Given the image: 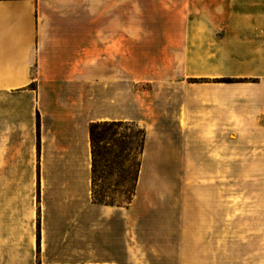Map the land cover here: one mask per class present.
Listing matches in <instances>:
<instances>
[{"label": "crops", "instance_id": "crops-1", "mask_svg": "<svg viewBox=\"0 0 264 264\" xmlns=\"http://www.w3.org/2000/svg\"><path fill=\"white\" fill-rule=\"evenodd\" d=\"M96 121L146 131L128 205ZM225 169L264 170V0H0V264H264V182L155 172Z\"/></svg>", "mask_w": 264, "mask_h": 264}, {"label": "trees", "instance_id": "trees-1", "mask_svg": "<svg viewBox=\"0 0 264 264\" xmlns=\"http://www.w3.org/2000/svg\"><path fill=\"white\" fill-rule=\"evenodd\" d=\"M224 81L229 82L231 80L225 79ZM89 133L96 202L109 205H128L136 193L146 138L145 129L137 123L129 121H96L90 124ZM124 161L132 163L129 169L123 168ZM106 170L109 173L114 171L119 173L121 178L119 182L124 189L120 191L118 200L114 196L115 190L111 189L113 195H107L106 189H103L98 183L103 181V173Z\"/></svg>", "mask_w": 264, "mask_h": 264}, {"label": "rangeland", "instance_id": "rangeland-1", "mask_svg": "<svg viewBox=\"0 0 264 264\" xmlns=\"http://www.w3.org/2000/svg\"><path fill=\"white\" fill-rule=\"evenodd\" d=\"M229 78H224L222 81ZM231 80V79H229ZM228 82V81H224ZM130 122V121H129ZM122 132V130H121ZM130 132V131H129ZM230 152V147L225 148V152ZM230 161V155L225 154V165ZM138 162V160H137ZM136 163V161H135ZM124 169H129V166L132 165L130 161H124L123 163ZM229 166V165H228ZM136 169V166L134 167ZM131 170L133 168L131 167ZM158 173L159 177H162L167 180V182H225V189H229L225 195H229L228 199L230 200V182H260L258 184L252 183L253 186L256 185L257 187L263 188L264 182V170H240V171H232L230 169L225 170H167V171H155ZM146 172L143 182H152V176ZM120 176L117 171L113 173H109V171H105L103 173V181L98 182L99 185L103 189H106L107 195H113L112 190H115L114 196L116 199H119L120 191L124 189L121 185ZM228 185V187H227ZM112 189V190H111ZM254 189V188H253ZM258 191V188H256ZM243 204V203H241ZM230 208V203H229ZM243 206H247V204H243ZM230 210V209H229ZM251 210L254 212L256 211L257 216L261 214L263 211V203H252ZM261 217V216H260ZM258 223L260 219H255ZM227 242H230V235H225V249L227 247ZM228 253L225 250V254Z\"/></svg>", "mask_w": 264, "mask_h": 264}]
</instances>
